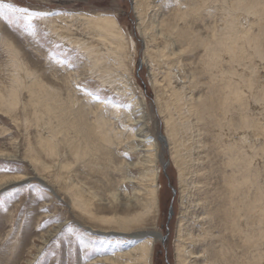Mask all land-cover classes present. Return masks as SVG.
Masks as SVG:
<instances>
[{
	"label": "rangeland",
	"instance_id": "obj_1",
	"mask_svg": "<svg viewBox=\"0 0 264 264\" xmlns=\"http://www.w3.org/2000/svg\"><path fill=\"white\" fill-rule=\"evenodd\" d=\"M143 1L0 0V101L3 104L0 110V177H24V180L0 190V264H99L104 256L122 253L138 242L129 239V235L100 233L104 225L99 220L91 219L79 209L73 208L67 194L57 188L55 165L45 173H38L43 177L44 184L34 178L35 171L24 156L28 144L35 145L39 138L37 128L33 124L27 127L24 122L26 116L31 121L27 115L30 110H23L19 104L14 112L6 111L8 96L17 91L15 78L23 88L37 80L44 89L59 94L65 102L70 98L76 99L75 110L71 113L75 121L71 116L69 120L84 130L81 133L89 147L97 141L88 130V121H94L96 117L107 121L111 139L116 141L118 138L119 145L99 146L94 160L97 166L91 165L92 160L91 164L81 163L79 159L75 161L62 146L64 141L59 148L61 162L64 159L71 164L69 170L63 173L64 176L68 175L74 182L79 181L104 200L106 196L103 191L110 179L121 180L114 168H119L121 163H134L145 152L155 153L154 168L159 180L156 186L158 207L148 225L138 227L131 233L140 230L159 233L161 240L156 241L152 249L153 264H177V228L182 219L183 203L187 199L180 189L178 165L173 160L175 155L171 140L158 142L160 136L167 138V109L163 98L168 93L162 89L165 74L161 73L159 64L152 60V56L156 57L166 50L174 56L182 49L179 56L183 59L184 72L187 76L191 74L190 78L197 88L194 97L202 96L203 99L208 84L207 75L203 71L208 59L205 58V63H202L199 57L191 56L194 43L189 42L187 45V42L193 34L188 37L187 30L191 29L210 39L214 27L221 28L226 24L225 8L222 7L223 0H206L201 26L200 21L196 24L191 21L192 18L185 20V24L175 17L189 10L198 0H148L150 5L141 12V8H137ZM142 14L146 18V29L139 27V16ZM86 15L116 21L123 39L124 52L119 53L124 55V66L111 57L109 63L103 62L104 66L95 67L92 60L85 57L75 44L70 45L50 29L52 23L62 25L61 18L76 16L80 19ZM235 15L237 31L245 33L249 29L253 36L258 35L259 43L264 46L263 23L260 25V21L246 11L235 10ZM177 25L181 28H176ZM113 39L110 40L116 44L118 41ZM165 42L167 49L164 47ZM242 43L244 49H238L242 57H248L242 63L245 78L254 92L259 93L264 89V62L254 55L251 43ZM153 52L156 54L153 55ZM197 52L202 54L200 49ZM249 70L258 71L260 75H251ZM153 75L159 84L158 89L153 86ZM240 86L243 98L248 95L251 100L248 106L250 114L256 122L264 123V110L261 111L256 105L257 100L251 96L250 89ZM19 93L21 103H26L28 94L24 89ZM80 108H84L86 113ZM176 114L182 116L179 112ZM208 127L206 122L203 126L199 125L202 133L200 156L205 158L204 152L207 149V159L213 162L214 178L220 172L224 159L220 145L215 146L210 142L213 135L207 131ZM253 127L243 126L245 158L251 161L250 172L254 173L255 169L260 172L259 177L255 176L256 184L263 187L264 191V138H258ZM40 129L43 136L49 134L46 126ZM221 129L224 130V127ZM216 141L219 142V136ZM225 143L230 142L226 139ZM145 144L153 146L146 148ZM39 154L42 162L48 164L49 157L45 156L44 151L39 150ZM107 164V172L104 174L98 166L105 167ZM132 173L137 174V171L134 169ZM208 176L211 178V175ZM221 185L219 181L218 188ZM247 187L249 196L255 193L256 187L253 184ZM120 189L114 192L117 195L122 192L131 194L128 183H124ZM190 202L194 203V207L188 218H199V203L195 197ZM92 206L93 210L97 207L94 204ZM96 211L101 213H96L97 217L108 215L103 210ZM242 220L239 219V222ZM242 224L240 222L241 229ZM218 232L215 231L214 235L223 236L225 242L231 240L226 231ZM235 242L241 251V240ZM255 242H259L257 237ZM255 242L252 245L253 254L257 247Z\"/></svg>",
	"mask_w": 264,
	"mask_h": 264
},
{
	"label": "bare ground",
	"instance_id": "obj_2",
	"mask_svg": "<svg viewBox=\"0 0 264 264\" xmlns=\"http://www.w3.org/2000/svg\"><path fill=\"white\" fill-rule=\"evenodd\" d=\"M206 2V0H198L189 10L183 12L184 14L179 13L175 17L185 24V20L192 18V22L197 24L200 21L202 26ZM149 5L148 0H145L137 9L141 8V12H144ZM222 7L225 8L226 24L221 28L214 27L210 39L191 29L187 30L188 37L193 34L187 42V45L190 44L189 42L194 43L192 45L194 48L192 52L190 51L191 56L199 57L202 63H205L203 62L205 58L208 59L205 63L206 69L203 71L208 78L206 97L204 96L203 99L202 96L194 97L197 88L190 78L191 74L187 76L184 72L183 59L179 56L182 49L174 56L169 50L158 53L156 57L152 56V60L159 64L161 73L165 74L162 89L168 93L163 98L167 109V138L160 136L158 142L165 143L166 140H171L175 155L173 160L178 165L180 189L187 199L185 204L183 203L182 219L177 228L175 243L177 264H264V191L263 187L256 184L255 176L259 177L260 172L257 169L254 173L249 171L251 161H246L245 158L243 129V126L246 128L254 126L257 137L264 138V123L256 122L250 114L248 106L251 100L248 95L243 98L240 85L250 89L251 96L257 100L256 105L261 111L264 110V89L257 93L252 86H249L250 82L245 78L246 72L242 67L243 61L248 57L247 55L246 58L242 57L238 49H244L242 42L251 43L254 55L264 62V46L259 43L258 35L253 36L249 29L245 33L237 31L235 15V10L246 11L260 21V25L263 23L261 26L264 28V0H223ZM139 18L141 21L139 27L146 29V18L143 14ZM60 20L62 25L56 26L52 23L51 31L70 45L75 44L85 57L92 60L95 67L104 66L103 62L109 63L111 57L116 58L115 61L124 66V55L119 53V51L124 52L123 39L116 27V21L105 17L95 19L88 15L80 19L76 16H67ZM86 24L87 26H84ZM176 28L181 27L177 25ZM115 32L118 34H114ZM112 38L118 42L114 44L110 40ZM164 47L166 48V42ZM198 49L201 55L197 52ZM155 54L153 52V55ZM249 71L251 75H260L258 71ZM153 79V86L158 89L159 84L154 75ZM15 83L17 91L11 92L8 96L6 111L14 112L19 104L22 105L23 110H30L27 115L30 116L31 121H28L26 116L24 122L27 127L33 124L37 128L39 138L35 145L28 144L27 149H24V156L35 171L34 178L44 184L43 177L38 173H45L55 165L57 170L54 178L58 190L67 194L73 208L79 209L91 219L95 218L104 225L103 232L100 233L129 235V239L138 241L135 246H130L122 253L104 256L99 264H153L152 249L156 241L161 240V235L154 230L131 232L138 227L148 225L158 207L159 195L156 186L159 180L154 168L155 153L145 152L134 163H121L119 168H114V171L121 176V180L110 179L107 188L103 191L106 196L104 200L84 184L72 181L68 175L64 176L63 173L69 170L71 164L64 159L61 162L59 148L64 141L65 144L62 146L75 161L79 159L81 163H90L92 160L93 164H90L97 166L94 160L99 146L102 148L104 145L116 147L119 145L118 138L116 141L111 139V130L108 129L107 121L98 117L94 121H88V130L94 134L97 141L89 147L81 133L84 130L69 120L71 116L75 121L71 113L75 110L76 99L70 98L65 102L59 94L44 89L37 80H34L31 86L24 88L17 78ZM21 89L28 94L26 103H21L19 93ZM2 107L0 101V110ZM80 110L86 113L84 108ZM178 112L182 116L176 114ZM192 118L193 121L190 122ZM205 122L209 124L207 131L213 135L210 142L215 146L220 145L224 159L220 172L214 178L212 177L213 162L207 159L209 154L207 149L204 152L205 158L200 156L202 133L199 125L203 126ZM42 126H46L49 132L47 136H43L40 129ZM223 127L224 130L221 129ZM217 136L219 142L216 141ZM226 139L230 143L226 144ZM151 146L144 145L146 148ZM39 150H43L45 156L49 157L48 164L42 162ZM107 168L108 164L105 167L98 166L104 174ZM134 169L137 174L133 175ZM22 180H24L22 175L1 176L0 190ZM219 181L222 182L221 190L218 188ZM124 183L131 186V194L122 192L117 195L114 191L120 189ZM251 184L256 190L249 196L247 186ZM193 197L200 205V217L190 220L188 216L194 207V203L190 200ZM93 204L97 206L95 210L92 209ZM98 209L109 216L103 214L102 217H97L96 213L101 214L96 211ZM241 218L243 229L239 222ZM213 229L219 231L218 233L226 231L225 234L231 240L225 242L223 236L214 235ZM255 237L259 242H255ZM237 240H241L243 244L241 251L235 242ZM254 242L257 247L253 254Z\"/></svg>",
	"mask_w": 264,
	"mask_h": 264
},
{
	"label": "snow or ice",
	"instance_id": "obj_3",
	"mask_svg": "<svg viewBox=\"0 0 264 264\" xmlns=\"http://www.w3.org/2000/svg\"><path fill=\"white\" fill-rule=\"evenodd\" d=\"M3 7H9V5H2Z\"/></svg>",
	"mask_w": 264,
	"mask_h": 264
}]
</instances>
